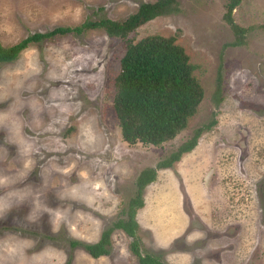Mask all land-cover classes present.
Segmentation results:
<instances>
[{
	"label": "rangeland",
	"instance_id": "rangeland-1",
	"mask_svg": "<svg viewBox=\"0 0 264 264\" xmlns=\"http://www.w3.org/2000/svg\"><path fill=\"white\" fill-rule=\"evenodd\" d=\"M154 0H0V44L85 19H124ZM178 0V12L130 32L175 36L196 68L203 96L186 126L159 146L121 140L112 80L126 38L101 29L53 35L0 63V264H140L130 238L111 231L108 255L95 242L135 190L138 172L210 118L194 149L142 189L135 212L139 249L164 264H264V0ZM221 64V100L213 105Z\"/></svg>",
	"mask_w": 264,
	"mask_h": 264
},
{
	"label": "trees",
	"instance_id": "trees-1",
	"mask_svg": "<svg viewBox=\"0 0 264 264\" xmlns=\"http://www.w3.org/2000/svg\"><path fill=\"white\" fill-rule=\"evenodd\" d=\"M240 0H225L222 19L234 34L231 45L245 43L249 27H241L232 19V9ZM178 12V0H154L140 2L136 10L121 20L109 18L85 19L75 26H58L46 32H33L9 45L0 44V63L10 62L31 43H37L53 35L81 34L87 30L101 29L109 36L126 38L141 24L156 16ZM118 71L113 77L112 110L120 131L121 140L127 144L137 142L159 146L172 140L184 127L188 117L194 114L203 96V87L193 75L196 66L190 62L185 49L176 43L175 36L151 34L136 41L125 39L124 52L118 61ZM221 64L213 92V105L221 100ZM214 112L210 118L191 130L172 151L159 158L154 166L142 168L135 180L132 197L126 201L118 215L100 231L95 242L69 240L70 247H80L90 257L108 255L111 249L110 234L119 229L130 238L128 250L140 264H164L156 256L139 249L136 234L135 212L143 206L142 189L155 179V170L168 168L179 161L183 154L191 152L203 131L216 123Z\"/></svg>",
	"mask_w": 264,
	"mask_h": 264
}]
</instances>
